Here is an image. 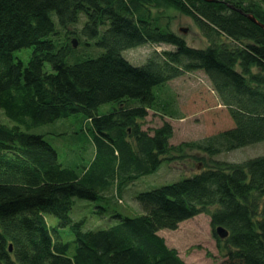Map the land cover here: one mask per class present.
<instances>
[{"label": "trees", "instance_id": "16d2710c", "mask_svg": "<svg viewBox=\"0 0 264 264\" xmlns=\"http://www.w3.org/2000/svg\"><path fill=\"white\" fill-rule=\"evenodd\" d=\"M174 11L192 19L207 46L187 45L170 26ZM161 43L172 48L143 64L123 54ZM25 48L27 62L15 55ZM198 72L223 106L209 113L217 132L175 145L169 122L144 129L149 111L178 112L170 82ZM106 102L115 104L97 113ZM76 114L91 154L66 165L28 129ZM3 116L14 124L0 122V264H188L160 230L203 212L222 257L213 264H264V154L219 156L264 141V0H0ZM186 158L202 167L139 190L163 162ZM124 199L141 212L123 213ZM84 208L111 224L84 228L72 219ZM67 227L73 239H63Z\"/></svg>", "mask_w": 264, "mask_h": 264}, {"label": "rangeland", "instance_id": "374dc122", "mask_svg": "<svg viewBox=\"0 0 264 264\" xmlns=\"http://www.w3.org/2000/svg\"><path fill=\"white\" fill-rule=\"evenodd\" d=\"M171 14L173 17L170 24L171 28L184 37L188 46L204 48L208 45L207 40L200 34L192 19L176 11L171 12ZM75 27H79V24L77 23ZM180 28H185L186 30H180ZM96 48L99 50H91L93 51V55L99 54L102 50L101 48ZM170 48H172V45L163 43L144 44L126 49L124 56L135 64H143L152 51H162ZM29 53L30 49L25 48L16 51L15 55L19 58L22 57L21 59L27 62ZM169 87L176 97L178 112L169 116L149 111L143 125L144 129H153L164 121L169 122L173 128L171 143L175 145L183 142H198L217 132L215 131L216 129L210 126L209 113L211 110L220 107V101L212 86L208 85L205 77L200 72L197 75L183 74L171 81ZM203 97H206V101L204 100L203 103L201 102L200 105L196 106L195 99ZM114 104V102L100 104L97 108V113L107 112ZM83 120V115L76 114L58 119L52 123L31 127L28 130L44 134L46 139L57 149L58 160L63 164L84 165L90 159L91 149L88 148L85 151L88 140L78 132L85 125ZM0 122L14 124L6 116L0 119ZM21 127L25 129L23 125ZM76 135L79 138H76ZM89 146L91 145L89 144ZM189 151L195 152L194 149H190ZM262 154H264V141L237 148L219 156L221 157L220 159L240 162ZM197 165L202 167L200 161L194 162V160L189 158L170 163L163 162L156 172L139 179L143 181L139 182V190L172 183L189 176L192 174L191 172L197 169ZM127 195H129V192L124 191V196L126 197ZM127 202L124 199L122 204H118V208L123 213L135 215L141 212V208L137 202L129 201L132 204ZM126 204L129 208L126 207ZM125 208L126 211H123ZM84 209L80 213H72L73 220H84V228L94 229L103 223L106 225L111 224V221L107 218H100L96 214L90 213L87 208ZM45 219L50 226H56L58 223V219L49 214L45 215ZM209 221L210 217L203 212L182 221L176 229L160 230V235L165 238L167 245L175 248L188 264H213L215 260H222V257L217 250ZM60 232L65 240L74 238L68 227L60 229Z\"/></svg>", "mask_w": 264, "mask_h": 264}, {"label": "water", "instance_id": "95a60500", "mask_svg": "<svg viewBox=\"0 0 264 264\" xmlns=\"http://www.w3.org/2000/svg\"><path fill=\"white\" fill-rule=\"evenodd\" d=\"M250 18L253 19V20H255L254 17H252V16H250ZM181 30H184V31H185L186 29H181ZM217 231H218V233L221 234L222 236L226 235V231H224L223 228H221V227H218V228H217ZM10 249H11V247H10Z\"/></svg>", "mask_w": 264, "mask_h": 264}, {"label": "crops", "instance_id": "0c3cea01", "mask_svg": "<svg viewBox=\"0 0 264 264\" xmlns=\"http://www.w3.org/2000/svg\"><path fill=\"white\" fill-rule=\"evenodd\" d=\"M190 75H197V74L195 73V74H190ZM220 107H223L221 103H220ZM172 137H173V136H172Z\"/></svg>", "mask_w": 264, "mask_h": 264}]
</instances>
